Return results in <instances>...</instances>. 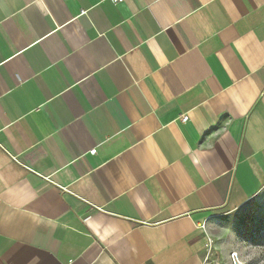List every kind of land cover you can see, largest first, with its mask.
Returning a JSON list of instances; mask_svg holds the SVG:
<instances>
[{
  "label": "crops",
  "instance_id": "obj_1",
  "mask_svg": "<svg viewBox=\"0 0 264 264\" xmlns=\"http://www.w3.org/2000/svg\"><path fill=\"white\" fill-rule=\"evenodd\" d=\"M263 190L264 0H0V264H203Z\"/></svg>",
  "mask_w": 264,
  "mask_h": 264
},
{
  "label": "rangeland",
  "instance_id": "obj_2",
  "mask_svg": "<svg viewBox=\"0 0 264 264\" xmlns=\"http://www.w3.org/2000/svg\"><path fill=\"white\" fill-rule=\"evenodd\" d=\"M208 234L212 242L202 250L208 264H232L234 255L240 264H264V190L242 208L214 215Z\"/></svg>",
  "mask_w": 264,
  "mask_h": 264
},
{
  "label": "built area",
  "instance_id": "obj_3",
  "mask_svg": "<svg viewBox=\"0 0 264 264\" xmlns=\"http://www.w3.org/2000/svg\"><path fill=\"white\" fill-rule=\"evenodd\" d=\"M113 1H114L115 3H121V2H122V0H113ZM186 120H187V116L184 115V116L181 118V121L185 122ZM95 153H96V149H95V148L89 151V154H90V155H94ZM199 227L201 228L202 231L205 232V240H206L205 245H206V246H207V245H210L212 241H211V238L209 237V234H208L207 231H206V225H205V224H202V225H200ZM231 263H232V264H240L239 259H238V257H237L236 255H234V257H233ZM203 264H208L206 258L204 259Z\"/></svg>",
  "mask_w": 264,
  "mask_h": 264
}]
</instances>
